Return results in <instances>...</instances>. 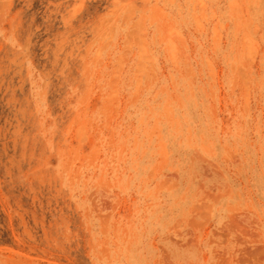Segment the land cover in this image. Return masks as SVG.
Wrapping results in <instances>:
<instances>
[{
  "label": "rangeland",
  "instance_id": "obj_1",
  "mask_svg": "<svg viewBox=\"0 0 264 264\" xmlns=\"http://www.w3.org/2000/svg\"><path fill=\"white\" fill-rule=\"evenodd\" d=\"M0 264H264V0H0Z\"/></svg>",
  "mask_w": 264,
  "mask_h": 264
}]
</instances>
